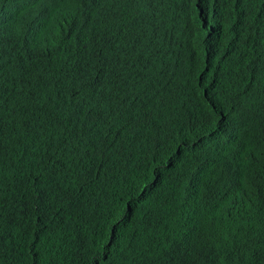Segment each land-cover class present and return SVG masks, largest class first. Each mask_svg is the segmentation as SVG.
<instances>
[{
  "label": "trees",
  "instance_id": "trees-1",
  "mask_svg": "<svg viewBox=\"0 0 264 264\" xmlns=\"http://www.w3.org/2000/svg\"><path fill=\"white\" fill-rule=\"evenodd\" d=\"M226 1L0 0V264H264V50L140 37Z\"/></svg>",
  "mask_w": 264,
  "mask_h": 264
},
{
  "label": "clouds",
  "instance_id": "clouds-1",
  "mask_svg": "<svg viewBox=\"0 0 264 264\" xmlns=\"http://www.w3.org/2000/svg\"><path fill=\"white\" fill-rule=\"evenodd\" d=\"M38 1L40 0H33V2ZM78 4L88 3L80 1ZM90 13L91 9L89 8L88 15ZM188 15L190 17L185 24L184 32L179 37L177 28H183ZM106 17L115 20L116 35L134 31L141 22L138 15L124 14L119 9H113ZM171 21L177 27L172 28L168 22L158 24L140 37L145 39V43H162L180 56L208 62L212 61L213 56L221 49L219 37L222 29L233 24L240 31L239 46L243 56L252 60L256 52L264 50V36L261 37L257 33L258 26L264 25V0H227L217 9L194 7L184 11ZM187 40H190V44H187ZM236 60L238 61L237 65L229 63L239 74L247 64L238 56ZM195 116L193 112L180 114L170 124L192 119Z\"/></svg>",
  "mask_w": 264,
  "mask_h": 264
},
{
  "label": "bare ground",
  "instance_id": "bare-ground-1",
  "mask_svg": "<svg viewBox=\"0 0 264 264\" xmlns=\"http://www.w3.org/2000/svg\"><path fill=\"white\" fill-rule=\"evenodd\" d=\"M29 1H33V0H29ZM228 16H229V13H228ZM189 17H190V15L187 16V20H186V22L183 24V28H177V29H178L177 32H178V36H179V37H180L181 34L184 32L185 24L188 22ZM168 23L171 25L172 28L177 27L176 24H175L173 21H171V20L168 21ZM257 33H258V35H260V34H264V25H263V24H261V25L258 26ZM219 42H220V37H219ZM187 43L190 44V40H187ZM220 46H221V42H220ZM237 54H238L237 56H238L239 58H242V59L246 62L247 65H248L249 62L251 61L249 58L243 56L242 51H241V49H240V46H238V44H237ZM208 62H209V61H208ZM231 62L234 63L235 65L238 64V61L236 60V58H235L234 60H232ZM218 64H219V66H222V65L225 64V63L218 62ZM206 67H207V66H205V69H206ZM241 71H242V70H241ZM241 71H240V72H241ZM257 77H260V73H259V72H258V74H257Z\"/></svg>",
  "mask_w": 264,
  "mask_h": 264
}]
</instances>
